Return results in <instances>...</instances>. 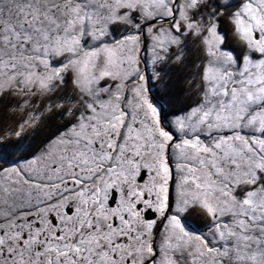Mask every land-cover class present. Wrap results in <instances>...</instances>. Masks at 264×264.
I'll return each mask as SVG.
<instances>
[{
  "label": "snow or ice",
  "instance_id": "obj_1",
  "mask_svg": "<svg viewBox=\"0 0 264 264\" xmlns=\"http://www.w3.org/2000/svg\"><path fill=\"white\" fill-rule=\"evenodd\" d=\"M225 16L258 56L222 49ZM149 41L157 80L189 41L207 57L180 137L139 68ZM12 136L0 160L28 154L0 164V264H264V0H0Z\"/></svg>",
  "mask_w": 264,
  "mask_h": 264
},
{
  "label": "trees",
  "instance_id": "obj_2",
  "mask_svg": "<svg viewBox=\"0 0 264 264\" xmlns=\"http://www.w3.org/2000/svg\"><path fill=\"white\" fill-rule=\"evenodd\" d=\"M239 0H231V3H237ZM228 11H230L228 9ZM220 31L225 34L224 45L229 47L231 52H236L242 48V44L238 42L237 37L233 31L232 25L228 22L227 17H223L220 24ZM238 46V47H237ZM197 46L192 45L191 41L188 44V53L186 56V64H171L168 66L166 71L161 72L160 80L151 79L148 82V85L151 87L150 90L153 94V97L159 99L164 104L163 114L167 115L170 113H176L182 110H185L190 106L194 101L198 99L195 95L196 89L190 87V81L194 78L196 82H199V78L195 77L197 70V65L202 67V62L204 59V52L197 51ZM237 48V49H236ZM237 53V52H236ZM158 67V65H157ZM157 69V68H156ZM201 70V69H200ZM147 80L150 75L144 74ZM6 123H10L6 121ZM59 120L49 121L45 125H41L37 131L35 137L30 133L27 134L23 139L22 143L25 145H31L33 148L37 147L43 141L49 137L52 132L56 130V127L59 125ZM17 138L15 136L6 138L3 141H0V148L6 149L8 146L15 144ZM28 153L19 152L12 153L11 156H5L4 159L0 160V164H6L11 162V160L19 155H27ZM191 215L195 216L193 218L199 220L201 223L206 221V218L199 213V210H192Z\"/></svg>",
  "mask_w": 264,
  "mask_h": 264
},
{
  "label": "rangeland",
  "instance_id": "obj_3",
  "mask_svg": "<svg viewBox=\"0 0 264 264\" xmlns=\"http://www.w3.org/2000/svg\"><path fill=\"white\" fill-rule=\"evenodd\" d=\"M228 2H231V0H228ZM238 3L239 2H237L235 4H238ZM229 10L232 11L233 9L230 8ZM117 34H119V33H117ZM236 37H237L238 42L242 44V48H240V49L237 46L238 47V49L236 48L238 50V51H236L237 53L231 52L229 47H227L224 44L221 46L222 49L223 50H229L232 54H234L235 57H242L245 54L256 55V56L259 55L258 53H250L247 50L245 44L239 39V37L238 36H236ZM139 57H140L139 68H140L141 73L143 75L144 74L150 75V77L148 76V78L146 80L147 86H149L148 85L149 80L155 79V78L157 79V77H156L157 65L154 63V56L152 53L150 41H149L148 47L146 49L142 47L141 52L139 53ZM206 62H207V57L204 53V59L202 62V67H203V64H205ZM202 67H201V71H202ZM150 99H151V97H150ZM198 99L196 101H194L190 106H188L187 109L176 112V113H170V114L165 115V114H163V110H162V120H163V126L165 127V129L174 133L176 137L182 136L183 134L180 133L178 131V128H177V121L179 119H183L184 117H186L188 115V113L191 111V109L193 107H195V105L197 104ZM151 100H153V99H151ZM8 163H11V162H8ZM8 163H6V164H8ZM203 228H204V226L202 228H200V230H203Z\"/></svg>",
  "mask_w": 264,
  "mask_h": 264
},
{
  "label": "flooded vegetation",
  "instance_id": "obj_4",
  "mask_svg": "<svg viewBox=\"0 0 264 264\" xmlns=\"http://www.w3.org/2000/svg\"><path fill=\"white\" fill-rule=\"evenodd\" d=\"M147 87L149 89L151 88L150 86H147ZM149 96L151 97V99H153L156 103H158L164 109V104L159 99H156V98L153 97V94H152L151 90L149 91ZM193 217H195V216L194 215L192 216L191 212H190V213L184 215V220L189 222L190 224H194V225L200 226V228H202L205 225V221L203 223H201L199 220H197V219H195Z\"/></svg>",
  "mask_w": 264,
  "mask_h": 264
},
{
  "label": "water",
  "instance_id": "obj_5",
  "mask_svg": "<svg viewBox=\"0 0 264 264\" xmlns=\"http://www.w3.org/2000/svg\"><path fill=\"white\" fill-rule=\"evenodd\" d=\"M162 108V107H161Z\"/></svg>",
  "mask_w": 264,
  "mask_h": 264
}]
</instances>
